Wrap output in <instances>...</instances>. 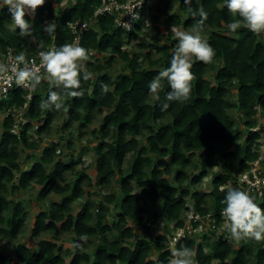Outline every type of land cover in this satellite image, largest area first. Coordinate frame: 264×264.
<instances>
[{
    "label": "trees",
    "instance_id": "1",
    "mask_svg": "<svg viewBox=\"0 0 264 264\" xmlns=\"http://www.w3.org/2000/svg\"><path fill=\"white\" fill-rule=\"evenodd\" d=\"M64 1L23 0L34 16L19 10L16 31L10 28L13 10L3 6L0 50L12 48L22 59L53 48L54 58L64 59L76 38L69 24L89 22L101 0H70L62 7ZM145 11L151 32L145 55L126 50L148 37L142 34L144 19L126 31L113 18L98 17L80 31V55L94 62L84 68L77 56L66 73L39 79L19 135L6 116L0 139V264H172L165 235L171 224L184 226L187 204L202 216L233 209L239 175L259 158L264 136V121L258 120L264 116V0H146ZM179 28L207 36L203 53L196 52L188 68L179 62ZM117 62L123 71L113 76ZM26 95L13 91L0 101V114L22 108ZM63 117V133L77 130L79 140L89 134L97 140L96 180L87 168L78 169L73 142L66 144V162L60 149L65 136L50 141L53 124ZM100 117V127L89 133ZM215 169L210 190L200 191ZM116 177L119 189L113 191ZM37 187L38 203L52 195L62 200L50 201L35 218L37 248L19 245L7 254L3 243L17 240L28 220L25 203L13 197ZM236 207L238 243L224 236L212 242L207 234L188 237L176 248L180 264H264V195ZM160 220L164 234L155 235L149 223L155 227ZM69 233L75 238L65 249L62 236Z\"/></svg>",
    "mask_w": 264,
    "mask_h": 264
},
{
    "label": "built area",
    "instance_id": "2",
    "mask_svg": "<svg viewBox=\"0 0 264 264\" xmlns=\"http://www.w3.org/2000/svg\"><path fill=\"white\" fill-rule=\"evenodd\" d=\"M146 0H101L100 7L95 11L89 22L69 24V28L76 36L73 46L65 53V58L57 60L52 55L54 49H38L27 58H20L12 48L6 51L0 50V101L9 99L13 91H25L26 102L22 108H10L6 116L14 120L12 133L20 134L21 126L28 123L25 113L36 91V83L40 79H48L51 75L64 74L74 64V57L80 55V31L87 28L98 17H111L117 27L131 31L141 20H145ZM55 23V20L52 21ZM146 23V22H145ZM259 158L250 165V169L239 175L237 181L238 190L233 194L234 207L232 210H223L219 216L209 213L202 216L194 211L193 205H187L185 224L183 227L173 228L170 235L165 236L169 249L174 256L173 263H181L177 254V247L184 246L186 238L207 234L209 240H218L224 236L230 241V236L225 234L228 219L238 221L236 205L249 197H262L264 195V136L259 140ZM240 217V216H239ZM220 218V221L218 220ZM151 225V223H149ZM172 246V247H171Z\"/></svg>",
    "mask_w": 264,
    "mask_h": 264
},
{
    "label": "rangeland",
    "instance_id": "3",
    "mask_svg": "<svg viewBox=\"0 0 264 264\" xmlns=\"http://www.w3.org/2000/svg\"><path fill=\"white\" fill-rule=\"evenodd\" d=\"M70 0H65L62 4V7L65 6L66 4H69ZM151 4V3H150ZM9 6L12 10L13 13L15 14V19L13 22V25H11V30L12 31H16V24L18 23V11L20 9V5L23 6L21 0H0V9L3 6ZM151 6L153 7V9L156 7V5L154 3L151 4ZM60 9L59 11H62L61 7H59ZM30 14H33V12H30ZM260 18L262 20H264V12L261 13ZM145 26L142 27V34L147 37H141L139 41H133L130 45H128L126 47V50L128 51H137L140 55H145L147 53L146 50L143 49V44L149 42L150 40V30L147 29L150 26L149 23V14L145 15ZM163 25V24H161ZM251 26L253 27V24H251ZM165 34V32H164ZM142 35V36H143ZM166 36V34H165ZM176 36H178V39H181V43L184 46V53L182 55V58L179 60V62H181L182 66L184 68H188L190 66V64L192 63L193 59H194V55L196 52L199 53H203V45L204 43L207 41V36L206 35H201L199 33H197L195 30H183L182 28H179L176 30ZM153 52V57H158L159 55L156 53V49L152 50ZM94 58L96 59H100V60H104L103 55H99L97 52H93ZM80 63L83 65V67L85 68V65L87 62H94V59H88V58H83L81 57V55L78 56ZM104 62V61H103ZM123 63L121 62H117L114 65V68L112 69V74L113 76H117L120 72L123 71ZM213 76V75H211ZM212 79V78H211ZM213 80V79H212ZM235 113V112H234ZM236 117L237 114L235 113ZM6 118V114H0V139L1 136L3 134V123L4 120ZM67 119V117H63V118H59L52 126V137L50 139L51 142H57L60 140V138L62 136H65V141L62 143L63 147H61V151L66 155L65 161L66 162H70L71 157H70V150L67 148V143L69 141L73 142L74 144V156H75V160H77L78 163H80L78 165V169L79 170H85V168L88 169L87 174L95 179L96 178V170L94 169V165L92 162H94L95 160V153H94V146L98 143L97 140L92 139L91 135L89 134L86 138H84L83 140H79L78 137V132H76L77 130H75V132L72 130H67L65 133L62 132V128L64 127V120ZM103 117H100L96 120V122L91 125L88 128V132H92L94 129H98L100 127V124L102 123ZM258 120L260 122H263L264 120V116L263 115H259L258 116ZM239 125V122H236ZM246 136H244L243 140H242V144H243V151L245 148V141H246ZM50 143V142H49ZM48 143H45L44 145H46ZM236 148H240L239 146H236ZM27 156V153H24L22 156V159L24 160ZM241 157V156H240ZM23 168L25 169L28 166L27 162L23 163ZM217 172V169H215L214 171H210V176L208 178H206V180L203 182V184H201L198 188L200 191L202 192H207L210 190L211 186H210V182L212 181V175ZM67 178L70 180H73L72 177L67 176ZM96 180V179H95ZM118 177H116L113 181L111 190L113 191H118L119 189V181H118ZM40 188L37 187L35 189V191L33 192H29V193H21L18 196H14L13 198H15L16 201H22L25 203V206L27 208L28 211V220L27 223L24 227V229L22 230L21 234L19 235V238L17 240H7L3 243V247L5 250V253L7 254H14L17 246L19 245H25L27 247L30 248H37V244H38V240H35L32 238V230L34 228V223H35V218L38 216V214L43 211V210H47L49 207V203L50 201H61L62 198L56 195H52L49 197L48 201L43 204V203H38L37 201V191ZM190 204V203H189ZM79 206L75 205V209L78 212L79 210ZM159 208V206L156 208V210ZM155 210H151V212L153 213ZM151 212L150 214L147 216L149 219H151ZM131 226L133 225L131 222L129 223ZM152 225V224H151ZM172 227V224L170 225V228ZM223 227L226 228L227 227V231L225 232L226 235L229 234L232 236L234 235V225H233V221L232 219L229 220L227 224L223 223ZM152 230L154 231L155 235H163L164 234V221L160 220L155 227L152 226L151 227ZM136 232L137 234H141V230L139 228H136ZM229 233V234H228ZM201 235V234H199ZM48 238V237H47ZM75 238V235L73 233H69L66 235L62 236V244L64 246L65 249H69L72 248V244H73V240ZM210 238V237H209ZM212 239V238H210ZM231 241L237 242L238 241V237H237V233H235V235L233 236V240L231 238ZM238 243V242H237ZM236 244V243H234ZM172 247V246H171ZM177 264V262L175 263Z\"/></svg>",
    "mask_w": 264,
    "mask_h": 264
},
{
    "label": "crops",
    "instance_id": "4",
    "mask_svg": "<svg viewBox=\"0 0 264 264\" xmlns=\"http://www.w3.org/2000/svg\"><path fill=\"white\" fill-rule=\"evenodd\" d=\"M21 2H22V4H23V0H21ZM19 10H24L27 14H29V15H31V16H34V11L27 10V9L25 8L24 4H23V6L20 5V9H19ZM58 10H59V9H58ZM30 12H33V14H30ZM17 13H18V12H17ZM15 26H16V28H17L18 23H17Z\"/></svg>",
    "mask_w": 264,
    "mask_h": 264
},
{
    "label": "clouds",
    "instance_id": "5",
    "mask_svg": "<svg viewBox=\"0 0 264 264\" xmlns=\"http://www.w3.org/2000/svg\"><path fill=\"white\" fill-rule=\"evenodd\" d=\"M264 121V120H263ZM256 130H258V128L257 129H255V131ZM191 204V203H190ZM188 205V204H187ZM187 207V206H186ZM187 211V210H186ZM185 217H186V212H185ZM151 223V222H150ZM150 227H152L153 225H149ZM173 228H175V226L172 224V227L170 228V230H171V232H172V229ZM171 234V233H170ZM170 234H167V235H170ZM167 235H165V236H167ZM167 245H168V243H167V239H166V242H165ZM169 246V245H168Z\"/></svg>",
    "mask_w": 264,
    "mask_h": 264
}]
</instances>
